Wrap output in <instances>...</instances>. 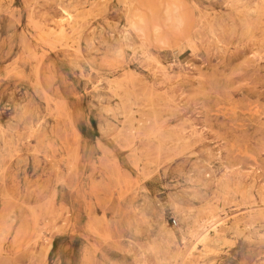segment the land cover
Segmentation results:
<instances>
[{
    "label": "rangeland",
    "instance_id": "obj_1",
    "mask_svg": "<svg viewBox=\"0 0 264 264\" xmlns=\"http://www.w3.org/2000/svg\"><path fill=\"white\" fill-rule=\"evenodd\" d=\"M139 1L0 0V264H264V0Z\"/></svg>",
    "mask_w": 264,
    "mask_h": 264
},
{
    "label": "bare ground",
    "instance_id": "obj_2",
    "mask_svg": "<svg viewBox=\"0 0 264 264\" xmlns=\"http://www.w3.org/2000/svg\"><path fill=\"white\" fill-rule=\"evenodd\" d=\"M153 1V0H152ZM159 1V0H158ZM155 1V2H158ZM163 1V0H160ZM165 1V2H164ZM163 2L166 4L165 8H161V3H155L152 5L151 8L154 7V16L155 19H164L166 21L169 22H180L183 23L185 22L186 24L190 25L193 21V17L190 16L187 13H183V2L181 0H164ZM139 0H137V3L139 4ZM148 3V1H147ZM163 3V5H164ZM263 5V4H262ZM151 6V5H150ZM261 9V6H259ZM263 9V8H262ZM257 10V9H256ZM264 10V9H263ZM259 11V10H258ZM73 13L70 10V7L64 6L62 13L60 15V17L55 21V28H51V29H56L59 31V36H61L62 38H64L66 36V26H67V22L71 21L73 19ZM137 17V18H136ZM77 18V17H75ZM78 19V18H77ZM154 19V20H155ZM85 20V19H84ZM152 22V21H151ZM165 23V21H163ZM162 22V23H163ZM146 23H148V17H146V15L141 12L139 9H137V7H133V11L131 12V16H130V25L132 27L133 30L140 32V33H145L146 32ZM43 24V23H42ZM75 24V23H74ZM153 25V24H152ZM79 26V25H78ZM164 26V25H163ZM80 27V26H79ZM78 27V28H79ZM212 27V26H210ZM78 28L77 29L79 30ZM159 26L156 25L155 27V31L159 30ZM84 30V29H83ZM74 31V30H73ZM76 31V30H75ZM53 32V31H52ZM77 32V31H76ZM56 33V32H55ZM58 35V34H57ZM56 35V36H57ZM58 36V37H59ZM58 39V38H57ZM76 39V38H75ZM54 40V39H53ZM70 40V39H69ZM62 41V40H61ZM79 41V40H78ZM67 43V42H66ZM77 43V42H76ZM75 43V44H76ZM67 45V44H66ZM80 45V43H79ZM70 47L73 48L75 51L77 48L76 45L74 44H70ZM79 47V46H78ZM81 48V46H80ZM149 57V56H148ZM168 75V74H167ZM100 81V80H99ZM109 81V80H108ZM99 83V82H98ZM129 92V91H128ZM115 94V93H114ZM149 100V99H148ZM153 111V110H152ZM155 111V110H154ZM166 137V136H165ZM177 141V140H176ZM181 141V140H180ZM34 143V142H33ZM137 161V160H136ZM17 205V204H16ZM16 209V208H15ZM12 210V209H11ZM22 211V210H21ZM27 217V216H26ZM213 217V216H212ZM28 218V217H27ZM209 220V218H208ZM222 219H217L215 221H213V219L210 221L212 223H208L205 224L203 226H201V230L198 232V236H197V240H199L200 242H208L211 241L213 239V237H215L216 235L219 234V232L215 229L219 226V224H217L218 222H220ZM8 222V221H7ZM12 224V223H11ZM14 224V223H13ZM217 224L216 226L213 227V225ZM1 226V225H0ZM213 227V228H212ZM211 228L215 231L214 232V236H212L211 234ZM6 229V228H5ZM24 230V229H23ZM11 231V230H10ZM194 232V231H193ZM6 233V232H5ZM20 233V232H19ZM29 234V233H28ZM9 236V235H8ZM40 237V235H39ZM30 242V241H29ZM165 242V241H164ZM6 243V242H5Z\"/></svg>",
    "mask_w": 264,
    "mask_h": 264
},
{
    "label": "built area",
    "instance_id": "obj_3",
    "mask_svg": "<svg viewBox=\"0 0 264 264\" xmlns=\"http://www.w3.org/2000/svg\"><path fill=\"white\" fill-rule=\"evenodd\" d=\"M176 222H177L176 219H173V223L176 224Z\"/></svg>",
    "mask_w": 264,
    "mask_h": 264
}]
</instances>
